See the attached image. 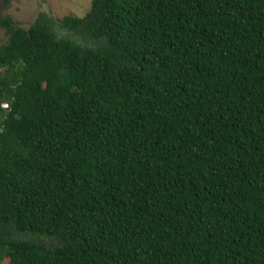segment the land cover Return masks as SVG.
Here are the masks:
<instances>
[{
    "label": "trees",
    "instance_id": "trees-1",
    "mask_svg": "<svg viewBox=\"0 0 264 264\" xmlns=\"http://www.w3.org/2000/svg\"><path fill=\"white\" fill-rule=\"evenodd\" d=\"M0 30V262L264 264V0Z\"/></svg>",
    "mask_w": 264,
    "mask_h": 264
},
{
    "label": "rangeland",
    "instance_id": "rangeland-1",
    "mask_svg": "<svg viewBox=\"0 0 264 264\" xmlns=\"http://www.w3.org/2000/svg\"><path fill=\"white\" fill-rule=\"evenodd\" d=\"M89 3L90 0H0V16H9L13 26L27 29L38 13L53 20L82 17ZM3 43H6V36L0 30V45ZM0 264H7V261L3 259Z\"/></svg>",
    "mask_w": 264,
    "mask_h": 264
},
{
    "label": "clouds",
    "instance_id": "clouds-1",
    "mask_svg": "<svg viewBox=\"0 0 264 264\" xmlns=\"http://www.w3.org/2000/svg\"><path fill=\"white\" fill-rule=\"evenodd\" d=\"M3 107V106H2Z\"/></svg>",
    "mask_w": 264,
    "mask_h": 264
}]
</instances>
